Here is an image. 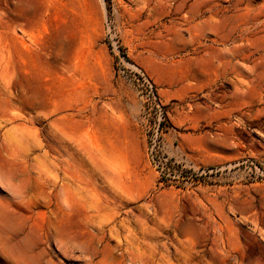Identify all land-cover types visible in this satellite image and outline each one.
Returning <instances> with one entry per match:
<instances>
[{"label":"rangeland","instance_id":"1","mask_svg":"<svg viewBox=\"0 0 264 264\" xmlns=\"http://www.w3.org/2000/svg\"><path fill=\"white\" fill-rule=\"evenodd\" d=\"M0 264H264V0H0Z\"/></svg>","mask_w":264,"mask_h":264},{"label":"bare ground","instance_id":"2","mask_svg":"<svg viewBox=\"0 0 264 264\" xmlns=\"http://www.w3.org/2000/svg\"><path fill=\"white\" fill-rule=\"evenodd\" d=\"M220 95H221V94H220ZM215 98H216V97H215ZM204 108L208 110V109L210 108V106L206 104V105H204ZM208 111H209V110H208Z\"/></svg>","mask_w":264,"mask_h":264}]
</instances>
